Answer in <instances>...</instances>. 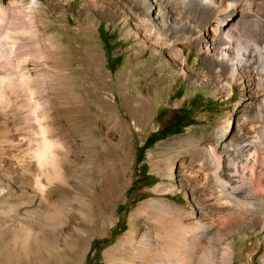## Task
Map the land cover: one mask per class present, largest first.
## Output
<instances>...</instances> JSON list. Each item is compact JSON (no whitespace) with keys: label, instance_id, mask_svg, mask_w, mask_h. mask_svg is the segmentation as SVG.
<instances>
[{"label":"rangeland","instance_id":"obj_1","mask_svg":"<svg viewBox=\"0 0 264 264\" xmlns=\"http://www.w3.org/2000/svg\"><path fill=\"white\" fill-rule=\"evenodd\" d=\"M29 1L0 0V188L5 189L0 193V220L6 226L11 225L12 210L6 201L18 203L20 212L24 210L21 200L25 192L19 184L27 177V164L32 162L34 149L42 145L37 123L42 122V110L48 102L43 92L52 78L69 73L84 110L91 112L99 106L108 113L107 122H103L100 114L96 115L92 129L100 138L106 134L105 146L121 154L118 164L124 173L125 186L112 203L105 225L92 227L97 215L86 209L75 192L74 182H70L71 192L58 204L62 225L52 231L50 248L49 245L37 248L28 240L16 246V251L23 256L22 264H32L29 259L32 261L35 255L39 258L44 253L58 264H86L96 255L102 264H114L104 256V251L117 244L129 228L130 216L143 200L160 196L173 204H186L183 193L188 189L179 184L187 179L189 171L197 170L196 162L192 165L189 151L184 147L189 136L207 146L220 140L236 141L241 132L249 131L253 121L259 119L256 116L258 87L254 77L243 73H238L230 85L215 77L210 53L203 52L205 48L211 52V41L207 31L195 35L192 14L180 21L170 19L171 14L161 17L154 9L150 10L147 0H35L38 5L31 8ZM246 1L264 19V0H238L242 6ZM146 20L156 29L163 23L176 32H186L187 38L176 39L178 33H173L165 43L159 44L154 33L145 31ZM235 37L230 45H241L244 36L236 33ZM104 45L110 50L112 68L106 64ZM171 52L177 54L179 61L170 58ZM97 80L106 84L100 96L94 97L92 85ZM178 109H183L182 113L188 119L193 118V122L183 128L177 122L174 129L179 132L139 152L148 173L155 176L154 180L143 179L140 162L135 160L136 148L152 131L173 121ZM226 119H230L229 131H225L230 127ZM68 120L67 126L71 123ZM219 127L224 131L216 135ZM76 149L77 153L82 150L80 142ZM161 150L164 152L160 153ZM225 155L222 153V157ZM168 157L174 159L176 172L173 178L163 180L166 184L173 182L174 191L157 193L153 187L162 177L154 166ZM79 166L77 163L75 167ZM75 174L76 170L73 180ZM194 175L195 181L203 177L201 171ZM132 182L134 186L127 194ZM261 182L264 183L258 184L264 187ZM145 183L148 185L139 188ZM257 192L246 191L255 205L249 212L237 213L229 206L217 211L221 226L226 221L227 225L231 224L229 229L222 227V232L232 244L233 264H263L264 224L262 227L259 223L257 208L264 211V203L258 200L263 197L264 201V194ZM200 193L207 207L222 203L210 186ZM134 220L143 226L147 224L143 217ZM104 237L110 239L103 242ZM93 239L99 240L97 250L90 248ZM74 243H77V256L70 252Z\"/></svg>","mask_w":264,"mask_h":264},{"label":"bare ground","instance_id":"obj_2","mask_svg":"<svg viewBox=\"0 0 264 264\" xmlns=\"http://www.w3.org/2000/svg\"><path fill=\"white\" fill-rule=\"evenodd\" d=\"M147 1L150 10L154 9L161 17L171 14L170 19L180 21L194 15L192 28L195 35L207 31L206 36L212 44L211 52L206 48L203 52L210 53V67L222 84L230 85L238 73L254 77L258 87L256 116L259 119L253 121L249 131L241 132L236 141L220 140L215 145L207 146L189 136L184 147L189 151L192 165L196 162L195 172L201 171L203 177L195 181V172L191 170L187 179L180 182L179 185L188 189L183 193L186 204H173L160 196L143 200L130 216L129 228L116 245L104 251V256L114 264H233L232 244L222 232L231 224L227 225L226 221L221 226V216L217 211L229 206L237 213L249 212L255 205L246 191L257 190L264 194V187L258 184L264 181L258 180L264 178V19L251 10L249 1L245 2V6L238 0ZM35 5L38 2L30 0L28 7ZM147 21L144 22L145 31L154 33L159 44L173 33H178L175 34L176 39L187 38L186 32H176L163 23L156 29ZM236 33L244 36V41L241 45L236 43L231 46L230 40ZM168 55L172 60L179 61L177 54L171 52ZM97 76L100 77V74ZM67 82L69 85L61 86V83ZM93 84V96L98 97L106 83L97 80ZM43 95L48 102L42 110V122L39 120L37 123L42 145L34 149L32 162H27V177L18 185L25 192L21 200L24 210L20 212L18 203L6 201L13 218L9 226L4 224L3 219L0 220V264H22L23 256L16 251V246L28 240L37 248L41 245H49L50 248L52 231L62 225L58 204L71 192L70 182H74L75 192L86 209L97 215L92 227L105 225L112 203L125 186L124 173L118 164L120 153L115 148L105 146L106 134L100 138L92 129V119L100 114L103 122H107L108 113L99 106L91 112L84 110L70 82L69 73L52 78ZM68 119L71 120L69 126ZM226 122L231 125L230 119H226ZM230 128H225V131ZM223 131L224 128H217L216 135ZM78 142L82 150L77 153ZM222 153L226 154L225 158ZM173 160L168 157L154 166L162 177L153 187L155 192L174 191V183L166 184L163 180L164 177L173 178L176 172ZM77 163L80 165L78 169L75 167ZM74 170L76 174L73 180ZM207 186H210L216 199L222 200L220 205L207 207L206 203H202L204 195L201 197L200 191ZM4 191V188H0V193ZM262 198L258 199L261 204L264 203ZM257 210L259 223L263 227L264 211ZM134 217H143L147 224L143 226ZM46 230L50 231L46 233ZM70 252L73 256L78 255L77 243L72 245ZM44 254L41 256L39 253L41 257L38 258L37 254L29 261L32 264H58L54 258L49 260L48 255ZM262 262L264 264V257Z\"/></svg>","mask_w":264,"mask_h":264},{"label":"trees","instance_id":"obj_3","mask_svg":"<svg viewBox=\"0 0 264 264\" xmlns=\"http://www.w3.org/2000/svg\"><path fill=\"white\" fill-rule=\"evenodd\" d=\"M104 48L106 50V54H107V66L109 68H112V61L110 59V50L104 45ZM118 63V60L114 63V65H116ZM183 109H178L175 113L177 114L176 116H174V120L171 121L170 123H167L165 125H162L161 127H159L156 131H152L143 141V143L141 145H139L136 148V155H135V160L136 162H140L139 165V172H142L141 176L143 179H148V180H154L155 176L152 174L148 173V169H147V164L145 162H143L142 156H139V152L144 151L145 148L151 146L155 141L162 139L168 135L174 134L179 132V130L174 129L176 127V123L179 122L181 125L180 127L183 128L184 126L191 124L193 122V118L188 119V115L186 117V115H184L183 113ZM148 185V183L139 185V188H142L143 186ZM134 186V182H132V184L129 186V188L127 189V194L130 193V191L132 190ZM125 206V205H123ZM124 209V208H123ZM112 232V229L110 230V233ZM111 238V236H110ZM108 237H104L102 238V241H106L108 239H110ZM99 242L98 239H93L91 241V246L90 248H94L95 250H97V246L96 243ZM89 254V252H88ZM86 264H102V262L100 261L98 255H96V257H91L89 260H87Z\"/></svg>","mask_w":264,"mask_h":264}]
</instances>
